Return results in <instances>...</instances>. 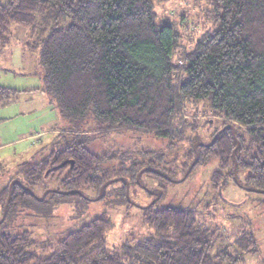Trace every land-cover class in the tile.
<instances>
[{
  "label": "trees",
  "instance_id": "trees-1",
  "mask_svg": "<svg viewBox=\"0 0 264 264\" xmlns=\"http://www.w3.org/2000/svg\"><path fill=\"white\" fill-rule=\"evenodd\" d=\"M167 1L0 0V51L11 43L14 26L39 36L43 90L66 120H92L95 127L62 131L59 136L65 141L71 136L70 143L42 161L23 163L24 181L11 180L0 193V211L7 218L34 195V188L57 179L67 190L58 194L66 197L83 189L100 195L107 184L101 199L119 194L128 208L143 211L145 225L144 232L110 249L108 234L115 227L104 213L40 254L29 233L0 231V264L238 263L228 251L214 255L216 227L198 220L204 213L157 209L150 206L153 200L139 204L132 190L136 196L144 178H184L196 159L193 144L203 142L187 136L197 124L184 115L189 106L206 104L225 120L224 127L231 126L217 138L215 131L210 146L198 148L199 161L191 172L200 162L219 159L223 168H231L227 178L237 181L241 170L244 186L264 193V0H207L215 30L185 54L183 67L175 63L179 30L156 10ZM20 94L0 84V105ZM123 130L152 135L167 147L155 152L130 149L111 157L91 152L78 140ZM184 143L190 147H182ZM111 160L119 161L117 168H107ZM4 168L0 162V176ZM224 178L214 176L218 189ZM115 185L119 189L111 190ZM142 190L148 199L154 196ZM242 241L245 254L257 252L253 235Z\"/></svg>",
  "mask_w": 264,
  "mask_h": 264
},
{
  "label": "rangeland",
  "instance_id": "rangeland-1",
  "mask_svg": "<svg viewBox=\"0 0 264 264\" xmlns=\"http://www.w3.org/2000/svg\"><path fill=\"white\" fill-rule=\"evenodd\" d=\"M208 7L207 0H169L157 6L159 16L174 23L180 33L176 65L182 66L185 54L193 50L195 43L204 34L215 30L207 15ZM38 44L39 36L32 37L29 30L14 26L11 43L0 51V84L21 91L19 99L0 106V162L5 165L0 176V193L11 180L24 181L23 163L42 161L53 151L63 148L66 141L70 143L71 136L66 141L59 136L62 131H90L95 128L92 120H66L53 98L43 90L45 71L40 62L41 48ZM189 112L184 117L197 124L196 130L187 132L192 140L202 139L203 143H208L212 134L225 126V120L206 104L189 106ZM88 135L78 140L84 141L91 152L100 156L116 157L130 149L135 152L163 151L167 147L164 140L127 130ZM61 143L62 146L59 145ZM182 147L190 146L184 143ZM118 165V160H111L107 168H117ZM230 171L231 168L222 167L219 159L205 160L183 179L182 174L173 181L170 178H144V186L136 188V196L132 190V199L139 204L153 200L157 209H197L204 213L197 217L198 220L206 227H216L214 255L228 251L238 260L237 264H264V193L245 187L246 174L243 175L241 170L237 174L238 182L227 178ZM217 173L225 177L219 189L214 181ZM45 187L52 192L49 193ZM119 187L115 185L111 190ZM142 188L154 196L148 199ZM33 190L34 195L7 218L0 211V231L14 236L29 233L35 244L34 250L39 249V254L47 246L56 248L68 234L104 213L113 220L115 227L108 234L110 249L118 248L130 235L144 232L143 211L137 207L128 208L127 201L119 194H108L105 199L98 200L96 192L83 189L79 195L66 197L58 194L67 190L57 179H46L45 185ZM158 193L161 194L159 199L156 198ZM248 235H253L256 241L257 252L254 254H245L242 247V240Z\"/></svg>",
  "mask_w": 264,
  "mask_h": 264
},
{
  "label": "water",
  "instance_id": "water-1",
  "mask_svg": "<svg viewBox=\"0 0 264 264\" xmlns=\"http://www.w3.org/2000/svg\"><path fill=\"white\" fill-rule=\"evenodd\" d=\"M202 146H210V145H204L203 143H196V144L194 145V151H195V153H196V159H195V162L193 163V165H192V166L190 167V169L188 170L186 176L191 172V170L193 169V167H194V166L197 164V162L199 161V155H198L197 150H198L199 147H202ZM138 180H139V178H138ZM106 186H107V184H106L104 187H102V189H101V193H100V195H99V197H98V200H100V199L102 198ZM156 195H157V199H159V198L161 197V194H160V193H158V194H156Z\"/></svg>",
  "mask_w": 264,
  "mask_h": 264
},
{
  "label": "flooded vegetation",
  "instance_id": "flooded-vegetation-1",
  "mask_svg": "<svg viewBox=\"0 0 264 264\" xmlns=\"http://www.w3.org/2000/svg\"><path fill=\"white\" fill-rule=\"evenodd\" d=\"M228 128H230V127H223L222 129H220V130H218L217 131V133H216V137L215 138H217L220 134H221V132H223V131H226ZM201 143H203V142H201ZM204 144V143H203ZM209 143H205L204 145H208ZM156 198H157V196H156ZM153 202V201H152ZM150 203V206L152 205V204H155L154 202L153 203Z\"/></svg>",
  "mask_w": 264,
  "mask_h": 264
},
{
  "label": "crops",
  "instance_id": "crops-1",
  "mask_svg": "<svg viewBox=\"0 0 264 264\" xmlns=\"http://www.w3.org/2000/svg\"><path fill=\"white\" fill-rule=\"evenodd\" d=\"M9 88V87H8ZM43 88V87H42ZM21 95V94H20ZM20 95H19V97H20ZM19 97H18V99H19ZM9 104H11V103H8V104H6V105H9ZM1 106V105H0ZM3 106V105H2ZM46 133V132H45ZM57 134L56 132H47L46 134ZM2 146H0V148H1Z\"/></svg>",
  "mask_w": 264,
  "mask_h": 264
}]
</instances>
